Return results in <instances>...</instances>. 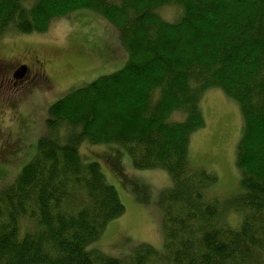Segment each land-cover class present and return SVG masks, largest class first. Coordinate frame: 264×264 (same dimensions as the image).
<instances>
[{"label":"trees","instance_id":"1","mask_svg":"<svg viewBox=\"0 0 264 264\" xmlns=\"http://www.w3.org/2000/svg\"><path fill=\"white\" fill-rule=\"evenodd\" d=\"M168 7L181 10L176 22L161 17ZM77 11L114 25L128 61L50 108L36 155L0 190V264H264V0H0V38L45 33ZM211 89L239 105L245 124L231 200L189 157ZM85 143L122 148L136 170L171 177L162 252L140 245L118 259L92 248L126 207L100 164L83 162Z\"/></svg>","mask_w":264,"mask_h":264},{"label":"rangeland","instance_id":"2","mask_svg":"<svg viewBox=\"0 0 264 264\" xmlns=\"http://www.w3.org/2000/svg\"><path fill=\"white\" fill-rule=\"evenodd\" d=\"M180 13L176 7L160 10L172 23ZM128 57L116 27L90 11L56 19L45 33L0 38V190L11 185L36 155L50 108L72 91L122 70ZM39 61L42 66L37 68ZM21 65L30 67L23 83L12 76ZM201 108L205 127L190 136L189 157L195 166L216 173V192L231 200L241 192L236 153L244 120L239 105L219 89L203 95ZM182 118L178 113L172 119ZM79 151L84 163L100 164L126 207L92 248L118 259L140 245L162 252L164 196L172 187L171 177L162 170H136L127 152L116 146L85 143ZM228 221L236 227L240 217L230 213Z\"/></svg>","mask_w":264,"mask_h":264},{"label":"flooded vegetation","instance_id":"3","mask_svg":"<svg viewBox=\"0 0 264 264\" xmlns=\"http://www.w3.org/2000/svg\"><path fill=\"white\" fill-rule=\"evenodd\" d=\"M37 65V68H40V66H42L41 65V62L39 61V62H37L36 63ZM36 66L34 65V68H36ZM29 66L28 65H21L14 73H13V78L14 79H16L17 77H16V75H17V73H19V71H21V70H24L25 72H27V74L29 73ZM27 74H24V76L22 77V78H20V79H16L19 83H23L26 79H27ZM42 81H45V79H41ZM47 82H49V79L47 80Z\"/></svg>","mask_w":264,"mask_h":264},{"label":"water","instance_id":"4","mask_svg":"<svg viewBox=\"0 0 264 264\" xmlns=\"http://www.w3.org/2000/svg\"><path fill=\"white\" fill-rule=\"evenodd\" d=\"M24 72H25L24 70L19 71V73H17L16 77L18 79L22 78L24 76V74H25Z\"/></svg>","mask_w":264,"mask_h":264}]
</instances>
